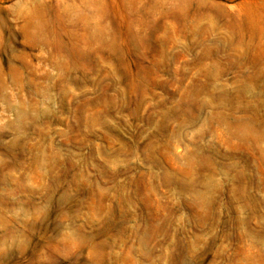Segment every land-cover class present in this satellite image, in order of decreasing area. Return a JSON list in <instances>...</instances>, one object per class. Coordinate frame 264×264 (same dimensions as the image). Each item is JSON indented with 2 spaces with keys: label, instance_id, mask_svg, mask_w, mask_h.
<instances>
[{
  "label": "rangeland",
  "instance_id": "1",
  "mask_svg": "<svg viewBox=\"0 0 264 264\" xmlns=\"http://www.w3.org/2000/svg\"><path fill=\"white\" fill-rule=\"evenodd\" d=\"M0 264H264V0H0Z\"/></svg>",
  "mask_w": 264,
  "mask_h": 264
},
{
  "label": "bare ground",
  "instance_id": "2",
  "mask_svg": "<svg viewBox=\"0 0 264 264\" xmlns=\"http://www.w3.org/2000/svg\"><path fill=\"white\" fill-rule=\"evenodd\" d=\"M261 111V110H260Z\"/></svg>",
  "mask_w": 264,
  "mask_h": 264
}]
</instances>
